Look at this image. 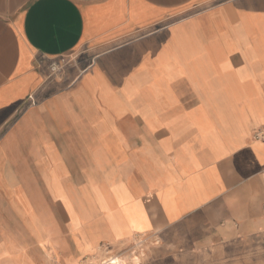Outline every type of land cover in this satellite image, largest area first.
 Masks as SVG:
<instances>
[{"label":"crops","instance_id":"0c3cea01","mask_svg":"<svg viewBox=\"0 0 264 264\" xmlns=\"http://www.w3.org/2000/svg\"><path fill=\"white\" fill-rule=\"evenodd\" d=\"M103 247L264 264V0H0V264Z\"/></svg>","mask_w":264,"mask_h":264},{"label":"rangeland","instance_id":"374dc122","mask_svg":"<svg viewBox=\"0 0 264 264\" xmlns=\"http://www.w3.org/2000/svg\"><path fill=\"white\" fill-rule=\"evenodd\" d=\"M78 60V58L76 57V56H67V57H64V58H61V59H59V66H60V68L63 70L65 67H69L70 65H72V64H74L76 61ZM56 73H58V72H56ZM157 242H159V241H157ZM105 249H104V247L101 249V251H103V252H105L104 251ZM144 250V248L142 247L141 249H138V251L139 252H142V251ZM140 255V254H139ZM138 254H136V256H133V258L135 257V258H137V256H139ZM114 255L113 254H110V255H108V256H106L105 255V257H113ZM134 258V259H135ZM133 259V260H134ZM138 259V261H139V258H137ZM94 262H96L95 264H101L102 263V259H96V260H94ZM139 263V262H138Z\"/></svg>","mask_w":264,"mask_h":264},{"label":"bare ground","instance_id":"6f19581e","mask_svg":"<svg viewBox=\"0 0 264 264\" xmlns=\"http://www.w3.org/2000/svg\"><path fill=\"white\" fill-rule=\"evenodd\" d=\"M118 262V257H105L102 259V263L101 264H112V263H117ZM138 259L135 258L134 260H132L133 264H138Z\"/></svg>","mask_w":264,"mask_h":264},{"label":"built area","instance_id":"2783aa9c","mask_svg":"<svg viewBox=\"0 0 264 264\" xmlns=\"http://www.w3.org/2000/svg\"><path fill=\"white\" fill-rule=\"evenodd\" d=\"M61 70V68H60V66H59V64H56V65H52L51 66V71L53 72V73H56V72H59ZM140 244V243H139ZM139 244H138V246H139ZM104 251H105V255L106 256H108V255H110L111 254V250L108 248V247H104ZM139 249H141V248H139Z\"/></svg>","mask_w":264,"mask_h":264}]
</instances>
